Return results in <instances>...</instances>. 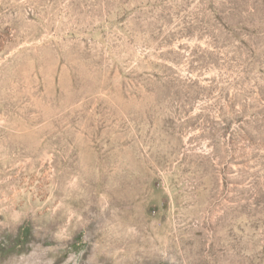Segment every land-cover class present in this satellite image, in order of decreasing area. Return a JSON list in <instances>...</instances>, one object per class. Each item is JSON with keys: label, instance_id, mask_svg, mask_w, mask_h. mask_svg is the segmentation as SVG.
Listing matches in <instances>:
<instances>
[{"label": "rangeland", "instance_id": "1", "mask_svg": "<svg viewBox=\"0 0 264 264\" xmlns=\"http://www.w3.org/2000/svg\"><path fill=\"white\" fill-rule=\"evenodd\" d=\"M0 264H264V0H0Z\"/></svg>", "mask_w": 264, "mask_h": 264}]
</instances>
